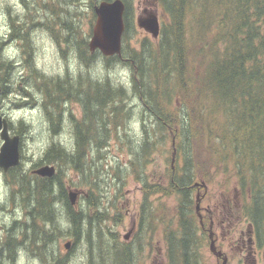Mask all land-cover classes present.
<instances>
[{
    "label": "trees",
    "instance_id": "obj_1",
    "mask_svg": "<svg viewBox=\"0 0 264 264\" xmlns=\"http://www.w3.org/2000/svg\"><path fill=\"white\" fill-rule=\"evenodd\" d=\"M97 1L101 0H91L92 10ZM123 1L122 56L103 60L110 67L124 64L133 70V94L110 78H49L30 67V98L38 99L34 92L41 95L54 137L68 115L73 144L69 148L53 138L32 167L54 165L57 173L52 178L30 174L23 223L29 254L43 264H68L55 246L69 237L73 250L84 237L86 264H135L130 243L120 242L108 226V222L120 223L121 215L111 216L98 195L103 152L112 142L128 156L126 163L119 161L118 171L133 176L144 196L136 239L149 241L155 220L164 224L166 264H206L193 196L197 179L212 183L215 171L232 182L240 215L264 241V0H158L169 13L170 23L151 51L145 49L146 39L142 50L126 46L128 3ZM44 5L52 20L43 26L56 41L63 39L73 47L81 64L90 67L99 52L89 50L92 31L87 34L81 29L76 11L81 0H48ZM19 20L16 15L11 36L31 48L30 26ZM31 25L32 30L36 24ZM1 70L8 76L10 62L1 64ZM134 98L137 106L129 104ZM73 102L82 105L81 118L65 109ZM135 106L141 108L140 141L133 140L126 124ZM174 149L180 164L176 162L164 181L153 180L147 172L153 154L166 158ZM71 170L89 186L88 197L83 196L76 206L68 189V184L74 187L75 183L64 179ZM20 176L14 174V179L23 193L22 172ZM112 178L121 196L122 177ZM153 194L176 198L174 218L164 223L163 215L156 217L164 207H154ZM205 219L208 225L209 217Z\"/></svg>",
    "mask_w": 264,
    "mask_h": 264
},
{
    "label": "rangeland",
    "instance_id": "obj_2",
    "mask_svg": "<svg viewBox=\"0 0 264 264\" xmlns=\"http://www.w3.org/2000/svg\"><path fill=\"white\" fill-rule=\"evenodd\" d=\"M48 0H0V65L3 63L8 64L10 62V70L8 76L2 74L0 71V81L4 86V95L2 99V112L11 116L12 121L19 125L21 121L28 127V131L23 134L22 153L24 155L23 165L25 167H33V165L42 157L45 149L52 143L53 138L61 145L71 147L73 144V135L71 132V124L68 118L65 119L60 126V131L57 136H53L50 131V123L47 120L44 108L41 104V95L39 92H34L37 100L30 98L29 93L33 86V79L31 77L30 67H34L40 75H45L49 78H64L70 75L72 78H76L79 75L88 76L93 80H101L104 78H110L115 84H123L129 94H133L132 80L133 70L124 64H117L110 67L104 60L103 56L99 53L97 57L92 59L90 67H85L79 61L78 57L74 53V48L69 47L63 42V39L56 41L48 29L43 26L44 22L52 20L51 13L46 10ZM128 3V36L125 41L129 50L141 49L143 40H147L146 50L151 51L154 49V42L158 39H154L152 35L148 34L146 30L139 26L138 20L143 19L149 12L154 13L161 23V30L167 27L170 23L169 13L167 12L164 4L157 2L156 0H126ZM126 6V5H125ZM148 8V12L144 10ZM72 10V9H71ZM70 10V11H71ZM77 13L81 16V29L83 33L90 34L96 19H93L94 10H92L91 2L87 0H81V5L76 9ZM74 13V12H73ZM16 15H19V23L26 22L30 26L28 41L31 48L27 47L24 41L13 38V19ZM32 19V21H31ZM32 23L36 25L33 26ZM28 30H25L27 33ZM90 40V39H89ZM142 50V49H141ZM108 65V66H107ZM122 69H127V72H123ZM25 88V90H24ZM26 88L28 89L26 91ZM24 91H26L25 94ZM18 98H14V96ZM2 98V97H1ZM0 98V101H1ZM131 105H138L137 100L130 102ZM17 105L22 107L18 108ZM135 106V107H136ZM133 111V115L126 122L127 130L134 141H140V110L138 106ZM66 108L72 110V114L75 118H81L83 115V107L80 103H69ZM68 117V115H66ZM171 143V142H170ZM175 139H173V147L175 148ZM2 140L0 138V148ZM171 148V144H170ZM175 151V149H174ZM104 164L101 168L102 174L98 180V195L101 201V206L107 208L111 216L119 213L120 223H109V229L116 232L119 237V241L122 243L128 242L135 254V264H166V247L164 239V224L154 223V230L151 239L147 238L139 240L136 239V232L129 236L134 223L139 226L140 213L142 205L144 203V196L141 189V184L136 181L133 176H129L123 171H118L119 161L126 163L128 156L119 149L116 142H112L109 150H105ZM174 154V152H173ZM173 154H167V157L153 154L152 163L148 166L147 172L153 180L164 181L167 179L169 170L174 169L175 164L179 163V159L175 161L172 166ZM108 172H107V171ZM112 175H118L122 177L121 196L117 188V182L113 180ZM67 182L73 181L74 187L68 184L69 191L77 190L82 195L79 197L78 202L82 201L83 196L88 197L89 186H87L83 178H81L75 171H66L65 178ZM196 183L201 184L204 181L197 179ZM207 191L200 185L195 189L194 201L195 212L197 205V196L201 198V213L206 214L207 210L213 211L216 220L219 218L229 217L231 211L227 204V200L234 201V216L229 217L230 221L234 225H239L238 229L232 228L231 233L227 235L226 241H222V233L226 231H218L221 241V250L226 253L229 258V264H243L242 257L238 253V247L236 246V239L239 237L238 230L246 228L249 220L243 218L239 213L238 204L236 202V192L233 189L232 182H227V178L224 177L221 171L214 172V179L212 183L207 184ZM0 187L10 188L5 185L3 176L0 174ZM16 186L13 185L12 190H15ZM3 192H0V194ZM208 195V196H207ZM207 196V197H206ZM206 197V199H205ZM150 201L154 207H159L162 211H158L159 217L163 215L164 223L175 216L176 198L166 197L164 195H154ZM15 208V211L20 212L23 216V212ZM203 210V212H202ZM197 216L198 213L196 212ZM21 216V217H22ZM243 218V219H241ZM21 219V218H20ZM237 219H241L237 222ZM66 221V219H65ZM199 222V218H198ZM209 224V223H208ZM227 222L224 227H229ZM236 225V226H237ZM235 226V227H236ZM138 232V231H137ZM204 237V245L202 249V255L206 264H217V258L210 251V242L208 237L202 232ZM128 236V239H126ZM71 241L69 237H65L60 240L55 246V249L62 256L68 257V264H86V242L82 237L81 242L76 248L67 250L64 245ZM232 242L230 246L229 243ZM262 251H264V244L261 245ZM20 264H43L39 258L23 251L19 257Z\"/></svg>",
    "mask_w": 264,
    "mask_h": 264
},
{
    "label": "flooded vegetation",
    "instance_id": "obj_3",
    "mask_svg": "<svg viewBox=\"0 0 264 264\" xmlns=\"http://www.w3.org/2000/svg\"><path fill=\"white\" fill-rule=\"evenodd\" d=\"M87 1H89V3L91 2V0H87ZM157 2L159 1L157 0ZM148 10L149 9L146 8L144 12L147 13ZM148 15L149 16L141 20L145 21L150 19L151 17H154V13L152 12H149ZM160 27H161V23H160ZM0 86H1V97H2L0 101V115L8 122L10 137H14L16 135L20 137V153H21V162L18 166L12 167L7 171H5L3 168H0V174L3 176L5 185H7L10 188L9 190H6V193L3 192L0 194V264H20L19 262L20 255L22 254L23 251L27 252L28 238L25 236L27 227L25 228V226H23L24 225L23 223L26 222V218H27L26 207L27 205H29V203L27 202V192H28L27 189L29 187L30 174L32 173L31 167L28 166L25 167L23 165V160H24V155L22 153V142L24 137L23 134H25L28 131V127L24 124L23 121H21L19 125L15 124L12 121L11 116H8L7 114H4L2 112V106H3L2 99L4 95V86L2 85L1 81H0ZM27 90L28 89L26 88V91ZM26 91H24L23 94H25ZM14 98H18V97L15 95ZM22 106L17 105L18 108ZM65 109L72 112L71 109H68L66 107ZM64 117L65 119L67 118L66 114ZM63 122L61 123V125L63 124ZM51 130L52 127H50V131ZM1 140L3 145L4 141L2 138ZM21 172L23 174V179H24V190L26 189L25 191H23V193L21 192L20 182L15 183V179H14V174H17L19 178H21L22 177L20 176ZM13 185L16 186L15 190H12ZM195 187L198 188V186L196 185ZM233 202L227 200V204L231 211L229 217L232 218L234 216ZM15 208H18V210L22 208L21 211L23 212V216L21 215L20 212L15 211ZM206 213L207 215H209L208 216L209 224L208 225L205 224L206 214H202V221L199 219V226L202 232L208 237V241L210 242V244H211L210 236H212L213 240L215 241L217 250L223 252L221 250V241L218 231L220 230L226 231L221 234L222 241H226V237L227 235H229V233H231L232 228L234 227L235 229H238L239 225L237 224H236L237 226L234 225V223L232 222L233 220L230 221L229 217H225V218L223 217V218H219V220H216L213 211L207 210ZM241 219H237V222L239 223ZM227 222L229 223L228 225L229 227L226 228L224 226ZM138 228H139L138 224L134 223L133 228L129 233V236L137 232ZM15 232L17 233V236H14ZM238 232H239V237L236 239V246L238 247L239 255L242 257V263L264 264V251L260 250L262 247L261 245L264 244V241L260 240L254 226L250 222H248L246 228L245 229L242 228L241 230H238ZM229 245L231 246L232 242H230ZM15 246L17 247L16 249ZM223 254H224L223 257H227L229 264L228 256L226 255L225 252H223ZM64 257H66L67 260H69L68 259L69 255ZM217 264H222V259L217 258Z\"/></svg>",
    "mask_w": 264,
    "mask_h": 264
},
{
    "label": "water",
    "instance_id": "obj_4",
    "mask_svg": "<svg viewBox=\"0 0 264 264\" xmlns=\"http://www.w3.org/2000/svg\"><path fill=\"white\" fill-rule=\"evenodd\" d=\"M125 10L126 6L123 0L100 1L99 3H96L94 7L96 21L92 28V33L89 40V50L91 53L99 52L106 58L117 55L120 57L122 56L123 35L125 32ZM138 23L139 26L149 32L154 37V39H158L160 37V23L157 16L154 15V17H151L145 21L139 19ZM0 135L4 141L2 147L0 148V168H3L5 171H7L12 167L18 166L21 162L20 137L17 135L10 137L8 122L1 115ZM174 155L175 151L172 158V166L175 161ZM32 173L42 178H52L56 175L57 169L54 165H44L33 170ZM198 185H203L207 191V186L205 183H196V186ZM81 195L82 193L77 190H71L69 192V198L73 206L77 205L78 199ZM200 204L201 198L198 194L196 209L202 221ZM126 239H128V236H126ZM210 239L211 252L218 259H222V264H228L227 257H223V252L217 250L212 236H210ZM71 246V241L64 245L67 250H69Z\"/></svg>",
    "mask_w": 264,
    "mask_h": 264
},
{
    "label": "clouds",
    "instance_id": "obj_5",
    "mask_svg": "<svg viewBox=\"0 0 264 264\" xmlns=\"http://www.w3.org/2000/svg\"><path fill=\"white\" fill-rule=\"evenodd\" d=\"M123 72H127V69H122ZM0 192L6 193V188L0 187Z\"/></svg>",
    "mask_w": 264,
    "mask_h": 264
}]
</instances>
